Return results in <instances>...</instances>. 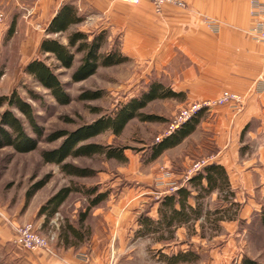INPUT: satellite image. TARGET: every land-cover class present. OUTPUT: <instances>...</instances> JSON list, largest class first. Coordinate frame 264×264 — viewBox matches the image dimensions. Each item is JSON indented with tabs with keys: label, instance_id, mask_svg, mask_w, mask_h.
<instances>
[{
	"label": "rangeland",
	"instance_id": "374dc122",
	"mask_svg": "<svg viewBox=\"0 0 264 264\" xmlns=\"http://www.w3.org/2000/svg\"><path fill=\"white\" fill-rule=\"evenodd\" d=\"M0 9L4 13V20L0 23V72L3 71L0 95L18 91L22 98L33 106L37 118L36 126L42 133L39 138L24 116L13 110L22 118L26 133L39 144L38 148L30 153L16 152L11 147L0 149V263L34 264L31 261L34 253H46L43 250L19 249L14 243L18 229L28 226H31L34 234L49 244L54 255L62 252L65 246L61 234L66 224L82 229L87 245H91L94 240L104 243L114 233H123L124 237L135 241V229L139 226L142 215L157 219L158 204L166 194L175 193L180 186L187 185L186 178L197 164L215 162L220 151L213 121L216 116L214 110L218 107L207 110L201 121L203 124L178 147L169 149L157 160L150 161L152 145L167 136L181 112L191 104L203 102L185 104L182 98L153 101L148 104L144 113L164 118L163 122L144 123L134 119L119 137L106 131L87 143L104 147H123L128 158L126 162H118L98 154L91 158H70L67 163L93 169L97 175L92 179L69 177L62 173L57 165L47 164L43 160L42 153L58 149L64 141L62 138L51 142L48 138L62 130L76 132L97 119L113 116L120 107L141 96L149 90L150 85L159 81L158 70L128 60L115 67L100 68L85 81L73 82L72 74L78 68L81 58L78 55L73 69L58 71L59 78L65 83L66 92L71 97L69 104L60 105L48 90L41 88L24 72L25 66L30 62V56L43 58L38 53L39 36L43 34L44 27L54 12H27L20 10L16 5ZM79 14L84 18V22L74 26L69 33L52 37L67 44V36L73 30L90 36L98 34L96 31L101 25L99 17L88 9L79 10ZM12 23L16 25V32L13 37L8 38ZM117 44L115 38H107L103 51L117 50ZM47 63L50 66L56 64L54 59L47 60ZM163 71L169 70L166 68ZM31 90L42 97V101L30 98ZM89 91H99L103 96L98 100H81L80 96ZM222 106L239 111L234 104ZM43 181H46V186L37 191L27 203L28 193L37 183ZM72 183L98 185L100 191H109V198L93 208L83 227L79 218L80 213L87 207V199L80 193L71 194L57 215L47 222L45 216L38 214L40 208L51 196ZM239 192L240 196L236 198L241 208L238 220L224 224L220 229L210 223H198L194 228L183 227L176 232L175 240L167 248V252L198 253L199 260L188 264H238L243 257L249 259V256L264 264V254L256 251L264 245V232L259 235L260 230L254 223L247 225L244 189ZM223 204V198L217 193L204 200V206L212 210ZM247 227L252 236L250 241L247 237ZM70 241L73 245L77 243L72 236ZM159 248L160 244L155 243L153 239H140L137 245L135 244L136 253H146L151 258H154ZM73 252L79 251L73 249ZM154 263L153 260L151 264Z\"/></svg>",
	"mask_w": 264,
	"mask_h": 264
},
{
	"label": "crops",
	"instance_id": "0c3cea01",
	"mask_svg": "<svg viewBox=\"0 0 264 264\" xmlns=\"http://www.w3.org/2000/svg\"><path fill=\"white\" fill-rule=\"evenodd\" d=\"M183 1L185 8L166 4L160 13L149 0H0V7L16 5L27 12H54L48 22L64 5L88 9L101 22L96 32L105 31L109 39L115 38L118 50L129 61L158 70L159 81L155 82L180 94L185 104L214 99L223 91L243 95L245 103L241 111L229 106L214 110L220 150L215 162L226 168L236 198L244 189L247 225L254 223L262 235L264 43L255 42L247 32L254 24L250 0ZM207 20L214 21L217 30L211 29ZM46 26L39 36L38 53ZM32 59L35 58L30 56L29 61ZM166 68L168 72L163 71ZM231 222H221V226ZM139 229L137 225L135 241L124 237L123 233H114L104 243L94 240L91 245L85 240L73 245L69 239L70 243L65 244L58 255L36 252L31 261L34 264H76L79 254L85 253L92 264H151L153 260L154 264H165L158 251L176 253L167 252L173 241L162 244L154 236L140 237ZM247 237L248 241L252 239L248 227ZM140 239H153L160 244L154 258L135 252V244ZM73 249L79 252L74 253ZM256 251L264 254V245ZM249 259L254 261L255 257L249 256Z\"/></svg>",
	"mask_w": 264,
	"mask_h": 264
},
{
	"label": "trees",
	"instance_id": "16d2710c",
	"mask_svg": "<svg viewBox=\"0 0 264 264\" xmlns=\"http://www.w3.org/2000/svg\"><path fill=\"white\" fill-rule=\"evenodd\" d=\"M82 22H84V18L79 14V9L70 5L62 6L56 16L46 24L44 40L39 50V54L43 58L30 60L24 68L25 74L33 78L41 88L48 90L60 105L69 104L71 97L67 94L65 83L59 78L58 71L60 69H73L78 55L81 58L78 68L72 74L73 82H82L89 79L100 68L115 67L128 61V58L124 57L118 49L103 51L108 38L105 31L90 36L81 31L73 30L67 36V44L52 37L69 33L74 26ZM15 32L16 25L12 23L8 31V38L13 37ZM51 59H54L56 63L53 66L47 63V60ZM2 76L3 71L0 72V80ZM102 96L99 91H89L82 94L80 99L83 101L98 100ZM29 97L36 101H42V97L32 90L29 92ZM180 97V94L174 93L170 88L153 83L147 92L120 107L119 111L113 116L97 119L90 125L76 130V132L62 130L51 135L48 141H59L62 138L64 141L58 149L42 153L43 160L47 164L57 165L62 173L69 177L92 179L97 175L95 170L81 168L66 161L70 158H91V156L98 154L118 162H126L128 158L123 147H104L96 143H87L106 131H110L113 135L119 137L134 119L144 123L163 122L164 118L153 114H145V108L149 103L156 100L177 99ZM13 110L24 116L30 127L37 132L39 138L42 136L41 130L36 126L37 118L33 106L22 98L16 90L9 95L2 94L0 95V149L11 147L20 153L33 152L38 148L39 142L26 133L22 118L16 115ZM204 114L205 112L197 114L190 121L181 125L178 130L163 136L162 140L152 145L150 150L152 154L149 160H157L164 155L165 151L178 147L179 144L189 138L202 123ZM44 186H46V181L37 183L34 189L28 193L27 203ZM75 193H80L87 199V207L80 213L79 222L81 227L89 218L93 208L101 205L109 198V191H100L98 185L87 186L72 183V185L64 187L51 196L42 205L38 214L45 216L47 222H49L57 215L68 197ZM213 193H217L219 197H222L224 202L221 207L215 210L204 206V200ZM240 209V203L236 201V193L232 190L226 168L216 162H210L193 175L187 185L180 186L175 193L166 194L160 200L157 208V219L142 215L138 223L140 229L137 235L140 237L154 236L157 242L166 244L175 240V234L180 227L194 228L199 220H201L200 223H210L215 228L220 229L221 222L238 220ZM261 222L264 226V214ZM64 227L61 238L66 245L70 243V236L78 243L85 239L82 229H75L68 224ZM160 251H158L160 260L165 264L196 263L199 260V254L192 251H179L171 254H162ZM238 264L258 263L255 260L243 257Z\"/></svg>",
	"mask_w": 264,
	"mask_h": 264
},
{
	"label": "built area",
	"instance_id": "2783aa9c",
	"mask_svg": "<svg viewBox=\"0 0 264 264\" xmlns=\"http://www.w3.org/2000/svg\"><path fill=\"white\" fill-rule=\"evenodd\" d=\"M125 1H135L138 0H125ZM152 6L155 8L157 13H160L162 6L169 4L185 8V2L183 0H149ZM251 4V16L254 20V24L251 28L247 30L253 40L257 43H264V0H250ZM4 20V13L0 9V23ZM207 25L213 29L217 30L218 26L212 20H207ZM234 104L241 111L244 107L245 97L238 93H232L228 91H223L219 98L215 100H206L201 103L191 104L190 107L184 109L177 120L174 121L169 131L166 135L178 130V128L184 123L190 121L194 116L201 112H206L207 110H212L215 107H220L225 104ZM160 141V140H159ZM207 164L204 162L202 164H197L196 168L191 170L186 178L188 181L193 177L198 171L203 169ZM14 243L18 248L25 249L27 251L43 250L47 254H52V250L49 248V244L41 238L36 233L34 234L31 226L18 229L16 236L14 238ZM76 264H92L90 257L85 253H80L78 258V263Z\"/></svg>",
	"mask_w": 264,
	"mask_h": 264
}]
</instances>
